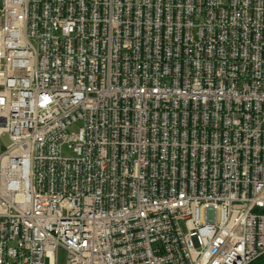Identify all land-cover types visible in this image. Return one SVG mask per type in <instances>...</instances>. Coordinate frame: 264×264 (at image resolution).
<instances>
[{
  "label": "built area",
  "instance_id": "obj_1",
  "mask_svg": "<svg viewBox=\"0 0 264 264\" xmlns=\"http://www.w3.org/2000/svg\"><path fill=\"white\" fill-rule=\"evenodd\" d=\"M0 134V264H250L264 0H1Z\"/></svg>",
  "mask_w": 264,
  "mask_h": 264
},
{
  "label": "rangeland",
  "instance_id": "obj_2",
  "mask_svg": "<svg viewBox=\"0 0 264 264\" xmlns=\"http://www.w3.org/2000/svg\"><path fill=\"white\" fill-rule=\"evenodd\" d=\"M0 3H1V0H0ZM77 127H78V124L74 125L72 127V130H74ZM9 142H10V139H9V135L8 134H3V135L0 134V152L5 149L6 145L9 144ZM73 154L74 153L71 150L67 149V147L64 148V150H63V155L64 156H72ZM65 256L66 255H65V251L64 250L59 252V262H60V264H64L65 263V259H66Z\"/></svg>",
  "mask_w": 264,
  "mask_h": 264
},
{
  "label": "trees",
  "instance_id": "obj_3",
  "mask_svg": "<svg viewBox=\"0 0 264 264\" xmlns=\"http://www.w3.org/2000/svg\"><path fill=\"white\" fill-rule=\"evenodd\" d=\"M251 264H264V256L254 260Z\"/></svg>",
  "mask_w": 264,
  "mask_h": 264
},
{
  "label": "bare ground",
  "instance_id": "obj_4",
  "mask_svg": "<svg viewBox=\"0 0 264 264\" xmlns=\"http://www.w3.org/2000/svg\"><path fill=\"white\" fill-rule=\"evenodd\" d=\"M251 263H252V262H251ZM251 263H250V264H251Z\"/></svg>",
  "mask_w": 264,
  "mask_h": 264
}]
</instances>
